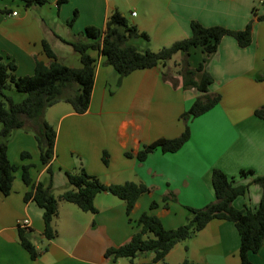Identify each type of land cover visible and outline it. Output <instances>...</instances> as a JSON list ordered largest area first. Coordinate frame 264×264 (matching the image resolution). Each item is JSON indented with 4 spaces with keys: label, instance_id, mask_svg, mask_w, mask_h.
Segmentation results:
<instances>
[{
    "label": "crops",
    "instance_id": "0c3cea01",
    "mask_svg": "<svg viewBox=\"0 0 264 264\" xmlns=\"http://www.w3.org/2000/svg\"><path fill=\"white\" fill-rule=\"evenodd\" d=\"M263 1L66 0L58 5V0H47L41 7L25 8L18 0H0V55L14 61L17 77L31 76L37 61L49 64L44 42L58 62L79 68V56L69 43L83 41L82 33L88 26L103 30L113 11L146 33L149 41L145 43L160 45L188 38L192 21L238 31L253 20L249 46L240 48L234 38L225 36L206 65L213 78L208 93L219 94V104L189 122L190 139L179 151L163 154L156 150L143 162L135 158L143 146L181 134L184 125L180 116L200 93L184 89L178 74H171L170 81L163 80L165 67L121 78L98 57L87 111L77 114L69 104L60 102L44 113L56 132L54 158L49 165L52 193L59 197L68 189L65 172L81 169L105 185L134 182L149 191L137 200L130 222L125 203L107 192L95 197L96 214L59 202L56 218L63 213L65 231L77 232L73 245H64L44 238L42 210L32 200H24L29 188L18 171L10 194L0 197V264H109L104 252L130 240L142 213L150 212L166 229H174L186 222L185 207L201 208L213 201V169L234 177L236 184L251 180L239 179L241 170L264 175V120L254 116V111L264 106V21L253 18V10L263 13ZM9 97L14 101L13 93ZM24 98L20 96L18 101ZM22 152L29 153V159H21ZM103 153L108 155L107 165L102 161ZM7 156L17 166H32L30 175L35 184L49 183L48 166L39 163L32 132L15 130L7 141ZM169 194L175 200H167L165 206L163 198ZM260 196V188L251 185L233 205L239 210L255 209ZM152 202L159 205L149 211ZM25 219L30 222L29 239L36 249L43 244L41 239L47 242L36 260L30 259L17 239L19 224ZM193 237L183 251H178L181 243L176 245L165 263L240 264L239 236L233 223L212 221ZM152 257V253L140 255L130 264H148ZM249 259L252 264H264V241Z\"/></svg>",
    "mask_w": 264,
    "mask_h": 264
},
{
    "label": "trees",
    "instance_id": "16d2710c",
    "mask_svg": "<svg viewBox=\"0 0 264 264\" xmlns=\"http://www.w3.org/2000/svg\"><path fill=\"white\" fill-rule=\"evenodd\" d=\"M25 8L41 7L47 0H18ZM66 0H58L64 4ZM263 13L253 10V18L264 21V1L261 3ZM253 20L243 30H229L221 26L204 27L197 21L190 23V36L163 47L157 52L149 49L138 51L134 46H127L128 40L149 41L146 33L141 32L118 11H113L105 22L103 30L88 26L84 29L83 41L69 43L79 56V68H71L58 62L47 43H43L45 56L50 59L48 65L36 62L31 76L17 77L13 60L0 55V197L10 194L15 173L20 171V178L29 191L24 200H32L42 210L43 236L47 241L56 237L53 221L57 217L58 203L66 202L75 205L83 212L96 214L95 197L107 192L125 203V211L130 222L131 212L137 200L147 193V186L125 182L124 184L105 185L96 176L87 174L83 169L76 172H65L70 189L65 190L58 198L52 193L53 171L49 166L54 158L56 132L44 119L45 111L62 102L69 104L77 114L87 111L93 90L95 68L98 57L103 64L111 67L119 77H125L135 71L166 67L176 54L182 53V65L178 75L182 79L184 89H195L200 95L193 101L190 108L180 116L184 125L181 134L172 139H159L145 145L138 151L135 158L143 162L149 154L159 150L161 153H175L190 139L189 122L204 115L217 106L221 100L219 94H209V86L213 83L212 76L206 71V65L215 54L220 41L225 36L234 38L240 48L251 43ZM193 62V63H192ZM163 80L172 78L169 72L161 71ZM13 88L25 98L20 102L13 101L4 94ZM257 119L264 120V106L254 111ZM15 130L32 132L39 155V163L48 166L46 173L49 183L35 184L30 170L32 166H17L7 156V141ZM130 157L129 153H125ZM21 159H29L27 152L20 154ZM108 155L103 153L102 161L107 165ZM241 177H250L248 184H236L219 169H213L210 175L213 201L201 208L185 207L188 212L186 222L174 229H166L161 220L150 212L142 213L137 219V230L130 240L118 247H110L104 252L109 264H116L121 258L134 263L143 254L152 253L148 264H166L165 257L176 244L184 242L202 231L212 221L231 222L239 236L238 255L240 264H252L249 255L257 253L264 241V175H256L252 170H241ZM251 185L261 190L260 201L255 209L245 207L237 209L233 202L245 196ZM175 200L172 194L163 198ZM152 202L149 211L158 207ZM17 239L20 246L27 252L31 260H36L41 252L29 239V231L19 227ZM182 264H191L185 260Z\"/></svg>",
    "mask_w": 264,
    "mask_h": 264
},
{
    "label": "rangeland",
    "instance_id": "374dc122",
    "mask_svg": "<svg viewBox=\"0 0 264 264\" xmlns=\"http://www.w3.org/2000/svg\"><path fill=\"white\" fill-rule=\"evenodd\" d=\"M180 40H182V39H179L177 41H180ZM140 41L141 40H138V41H136V40H128L126 45L127 46H134L140 52H143V50H145V48H148L152 52H157L161 48L168 47L172 43H174V41H173V42H171V43H169L167 45H160V43L148 44V43L140 42ZM183 57L184 56L182 55V53L176 54L170 61H168L166 63V67L164 68V70L163 69L162 70L165 71V72L167 71L170 74L176 75L178 73V71L180 70V68H181ZM11 89H12V92H10V90H5L4 94L9 96L10 93H13V95L15 96V97H13L14 101L20 100L19 99L20 96H25L22 93H17L13 88H11ZM18 102H20V101H18ZM239 173H238L239 179L247 178V177H241ZM229 178H232V177H229ZM232 179H235V178L233 177ZM63 181H64V179L62 180V182ZM234 182H235V180H234ZM66 186H67V188L70 189V186L68 185V183H66ZM56 195H57V193H56ZM79 213L81 215H89V214H84L83 212H79ZM65 224H66V221H65V216H64L63 213H61L60 218H55L54 219L53 228L56 231V237H55L54 240H56L57 243L64 244V245H71L72 246L74 241L76 240V237H77L76 233L77 232L75 231L76 233L74 234L73 231H65V228L67 227ZM193 239H194V237L192 236L190 239H188V240H186L184 242H180L181 244L178 243V244L182 245V246H179L178 251H183L184 247H186L187 245H190V243H191V241H193ZM41 241H42L43 244L40 243V245H38V246H39V250L41 252H43L45 250V243H47V242L44 239H41ZM178 244H176V245H178ZM143 255L145 256L146 254H143ZM119 261H120V264H130V261L127 260V259H124V258L119 259Z\"/></svg>",
    "mask_w": 264,
    "mask_h": 264
},
{
    "label": "built area",
    "instance_id": "2783aa9c",
    "mask_svg": "<svg viewBox=\"0 0 264 264\" xmlns=\"http://www.w3.org/2000/svg\"><path fill=\"white\" fill-rule=\"evenodd\" d=\"M132 15H134V13H133ZM29 226H30V222H29L28 219L23 220V221L19 224V227H20V228H22V229H26V230L29 229Z\"/></svg>",
    "mask_w": 264,
    "mask_h": 264
}]
</instances>
